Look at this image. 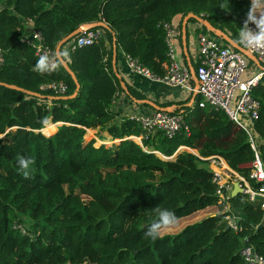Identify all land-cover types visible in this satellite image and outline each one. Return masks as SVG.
<instances>
[{
    "label": "trees",
    "instance_id": "trees-1",
    "mask_svg": "<svg viewBox=\"0 0 264 264\" xmlns=\"http://www.w3.org/2000/svg\"><path fill=\"white\" fill-rule=\"evenodd\" d=\"M250 2L0 0V81L39 93L0 83V264H84V258L86 264H255L244 260V243L264 258L260 200H250L244 192L229 196L227 201L241 213L239 228H232L224 218L230 211L219 200L206 164V157L220 155L257 186L249 178L254 151L243 128L224 110L199 106V94L189 104L191 93L184 99L157 102L171 106L168 112L181 114L187 130L173 136L158 130L142 137L144 149L129 137L144 136L140 124L112 109L121 92L130 101L149 98L116 75L113 40L125 55L163 77L169 64L164 22L178 16L179 30L183 17L192 13L240 44L238 33ZM221 3L230 9L221 8ZM27 17L54 50L79 25L105 23L98 27L107 42L100 37L66 49L69 39L60 48L69 52L67 63L79 83L73 97L49 98L71 94L76 88L62 65L44 75L32 70L39 56L21 40ZM189 21L197 22L193 16ZM185 36L187 40V29ZM183 59L187 63L184 53ZM259 72L252 87L259 101L252 127L264 161V66L254 74ZM52 80L65 81L66 92L39 88ZM50 124L54 129L47 134ZM93 128L99 132L87 139L86 131ZM95 138L101 144L94 145ZM21 157L34 160L30 179L19 167ZM156 206L173 211L178 220L214 210L153 241L144 232L157 219Z\"/></svg>",
    "mask_w": 264,
    "mask_h": 264
},
{
    "label": "built area",
    "instance_id": "built-area-1",
    "mask_svg": "<svg viewBox=\"0 0 264 264\" xmlns=\"http://www.w3.org/2000/svg\"><path fill=\"white\" fill-rule=\"evenodd\" d=\"M24 23L26 24V30L22 34L21 40L31 45L34 48V53L38 56L45 53L49 56L54 55L55 50L44 41V36L40 29L35 26L34 20L31 17H27ZM195 23L194 29H197L200 24L198 22ZM163 27L167 45L166 54L169 60L165 75L159 77L140 63L137 58L124 54L126 67L130 73L160 81L169 86L181 87L189 93L196 89V94L200 95L199 106L209 104L216 109L224 110L231 120L246 131L250 146L254 151V159L249 163V178L257 183V186H252L245 176L229 167L222 156L215 154L206 157L211 163L212 180L217 185L216 191L219 195V200L224 203V208L230 211L224 218L232 228H239L237 222L238 210L227 201L229 196H231L235 182H238L243 187V192L247 193L250 200L259 199L261 208L264 209V161L260 158L257 150L258 140L254 136L252 127L253 121L258 117L259 109V101L252 95V87L259 79L261 72L244 77L249 58L213 33L198 31L196 34V64L195 70H193L197 80V87H195L190 83L191 70L188 64L179 62L176 59V45L173 38L175 27L173 23L164 22ZM251 27L255 28V25H251ZM100 37L106 39L105 32L101 27L84 30L69 40L66 49H73L77 46L92 43ZM245 50L253 53L259 61L264 60V49ZM2 59V50L0 48V63ZM39 88L63 94L67 90V84L63 80H52L41 83ZM131 116L140 124L144 131V136L131 135L129 137L134 138L143 148L142 137L146 138L149 134H153L158 130H161L166 136H173L182 128L187 130V125L181 114L157 110L150 106L148 110L135 112ZM222 172L227 174L229 172L234 173L236 180L233 183L228 179L223 180ZM241 254L246 262L264 264V258L249 243H244L241 248Z\"/></svg>",
    "mask_w": 264,
    "mask_h": 264
},
{
    "label": "clouds",
    "instance_id": "clouds-1",
    "mask_svg": "<svg viewBox=\"0 0 264 264\" xmlns=\"http://www.w3.org/2000/svg\"><path fill=\"white\" fill-rule=\"evenodd\" d=\"M220 7L230 9L224 3H221ZM251 25H255V28ZM238 38L239 43L247 50L264 49V0H251L243 24L240 27ZM69 58L70 54L67 50L57 51L52 56L46 53L41 54L32 70L40 75L52 73L57 71ZM18 164L24 178L30 179L29 173L34 160L21 157ZM153 211L156 213L157 219L147 227L144 236L155 241L162 237L165 229L174 226L178 222V218L173 211L159 206H156Z\"/></svg>",
    "mask_w": 264,
    "mask_h": 264
},
{
    "label": "crops",
    "instance_id": "crops-1",
    "mask_svg": "<svg viewBox=\"0 0 264 264\" xmlns=\"http://www.w3.org/2000/svg\"><path fill=\"white\" fill-rule=\"evenodd\" d=\"M172 20L174 22L173 21H171V22L173 23V25L175 27V32H174V36H173L174 43H175V45H178L179 48H177V50L180 51V53H181L183 51L182 40L179 41V32H180L179 30H181V29L178 30V27H177L179 17L175 16ZM194 24H196V23L195 22L189 23V26L192 29V31H191V35L189 37V40L188 39L186 40V49H187V53L189 55L188 57H189L190 62H192V59L196 55V34L198 31H196L194 29ZM199 24H197V25H199ZM200 27H201V24H200ZM186 29H187V26H186ZM199 31H202V30H199ZM206 32H209V31H206ZM105 40L107 42V39H105ZM180 58H181L180 60H182V61H179V62L185 63L184 59L182 57H180ZM186 60H187V58H186ZM250 63L251 62H248V64H247L246 71L244 73V77H249V76L254 75L256 67L259 68L258 64L255 63L254 61H253L254 65L250 64ZM116 65H117V67H116L117 72L122 77H124L138 91L147 95V97H149L150 99L156 100L157 102L169 101V100H180V99L186 98L187 96H189L191 94L186 89H183L181 87L169 86V85H166L160 81H154V80L142 77L140 75L130 73L126 67V64H125L124 53L120 47H116ZM190 83L195 85V79H194V81L191 79ZM112 109L119 112L120 116H124V115H132L135 112H143L145 110H148V107L139 106L138 103H136L135 101H133V100L130 101V98H128V96L126 95L125 92H121V93H118L116 95ZM238 214L239 215L241 214L239 212V210H238Z\"/></svg>",
    "mask_w": 264,
    "mask_h": 264
},
{
    "label": "water",
    "instance_id": "water-1",
    "mask_svg": "<svg viewBox=\"0 0 264 264\" xmlns=\"http://www.w3.org/2000/svg\"><path fill=\"white\" fill-rule=\"evenodd\" d=\"M190 16H193L196 21L198 23H200L202 26H206L208 28V30L212 31L214 35L222 38L224 41H226L228 44L232 45L234 48H236L237 50L241 51L242 53H244L249 59L253 60L255 63L259 64V60L257 59V57L253 54V53H250L248 51L245 50V48L236 43L230 36H228L225 32L221 31L220 29L218 28H214L212 25H210V23L206 20V19H203L201 17H198V16H195L194 14L192 13H188L187 15H185L183 17V20H182V24H181V40H182V49H183V52L187 58V64L190 68L191 71H193V67L189 61V57L187 56V49H186V36H185V33H186V23H187V19L188 17ZM105 23L103 21H98V22H90V23H84V24H81L79 25L77 28H75L73 31H71L70 33H68L67 35H65L64 37H62L56 44V47H55V53L57 51H60V48L63 44H65L69 39L73 38L75 35L83 32L84 30H87V29H90V28H93V27H98L99 25H104ZM112 64H113V68L114 70L116 71V44H115V40H113V57H112ZM260 65V64H259ZM62 66L65 68V70L71 75L73 81L75 82L76 84V88L74 90L73 93L71 94H68V95H49V98H63V99H66V98H70V97H73L76 93H77V90L79 88V83H78V80L76 78V75L74 74L73 70L70 68V66L68 65L67 61L62 64ZM116 75L118 77H120V74L118 72H116ZM194 79H195V87H197V80H196V77L194 76ZM1 84L5 85V86H8V87H11V88H16V89H19V90H23L25 91L26 93H29V94H36V95H39V93L37 92H33V91H30V90H27V89H24L20 86H17L15 84H9V83H3L0 81ZM195 95H196V89L193 90L192 92V95H191V98H190V101H189V104H192V102L194 101V98H195ZM133 101L135 102H138V103H142V104H147L148 106H150L151 108H154V109H157V110H162V111H170L171 110V106H161L157 103L156 100H153V99H150V98H144V99H133ZM158 153V151H155ZM193 152V151H192ZM172 156L170 157H166V158H172ZM244 189L242 186L239 185L238 182H235L234 185H233V189L231 191V196L236 194L237 192H243Z\"/></svg>",
    "mask_w": 264,
    "mask_h": 264
},
{
    "label": "rangeland",
    "instance_id": "rangeland-1",
    "mask_svg": "<svg viewBox=\"0 0 264 264\" xmlns=\"http://www.w3.org/2000/svg\"><path fill=\"white\" fill-rule=\"evenodd\" d=\"M173 21V20H172ZM174 22V21H173ZM189 23H190V21L188 22V24H187V39L189 40V37H190V35H191V31H192V29L190 28V26H189ZM178 24V23H177ZM206 31H210V30H208V28L206 27V26H199L197 29H195L196 31H199V30H202V31H204V32H206ZM177 48H179L178 47V45H176V53H175V56H176V59L178 60V61H182V60H180L181 58L180 57H182L183 58V53L181 52L180 53V51H178L177 50ZM261 62H263L262 64L263 65H258V67L259 68H257L256 67V70H255V72L256 71H259L260 69H261V67H263L264 66V60H262ZM192 63H193V65L195 66V64H196V58L194 57L193 59H192ZM250 64H253L254 65V63H253V61H251V63ZM191 79L194 81V74H193V71H191ZM186 91V90H185ZM136 103H138V102H136ZM138 105L139 106H145V107H147L145 104H142V103H138ZM56 128H57V126H55V130H56ZM54 129V125L53 124H50V128H48V130L46 131V133L47 134H50L51 132H52V130ZM54 130V131H55ZM53 131V132H54ZM99 131H98V128H93V132H88V130L86 131V134H85V137H87V139H89L90 137H92V136H94V135H96V133H98ZM100 135H102V134H100ZM103 137V136H102ZM106 138V137H105ZM108 139H109V137H107ZM97 139H98V137H97ZM97 139L95 138V143H94V145H99V144H101V141L99 142V141H97ZM138 139V138H137ZM102 140H104V139H102ZM111 141V140H110ZM207 166H209V167H211L210 166V162L208 161L207 163ZM225 165V164H224ZM214 168V167H213ZM229 174V175H228ZM225 173V172H222L221 173V175H222V179L223 180H229L230 182H234L235 180H236V175L234 174V173ZM214 210V208H208V209H206V210H204V211H202V212H199V213H196V215H192L190 218H187V217H183V218H181V219H179L178 220V222L174 225V226H172L171 228H168V229H165L164 231H163V233H174V232H176V231H178L181 227H183V225L184 224H187V223H190V222H193V221H196V220H198L203 214H206V213H208V212H211V211H213ZM194 216H195V218H194ZM19 226V225H18ZM21 226V225H20ZM23 231H24V229H23ZM82 263H84V264H86V263H88V260H87V258H84L83 259V262Z\"/></svg>",
    "mask_w": 264,
    "mask_h": 264
}]
</instances>
